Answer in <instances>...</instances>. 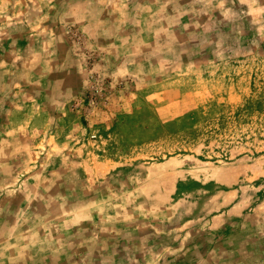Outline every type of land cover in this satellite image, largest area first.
<instances>
[{
	"label": "rangeland",
	"instance_id": "1",
	"mask_svg": "<svg viewBox=\"0 0 264 264\" xmlns=\"http://www.w3.org/2000/svg\"><path fill=\"white\" fill-rule=\"evenodd\" d=\"M0 264H264V0H0Z\"/></svg>",
	"mask_w": 264,
	"mask_h": 264
}]
</instances>
